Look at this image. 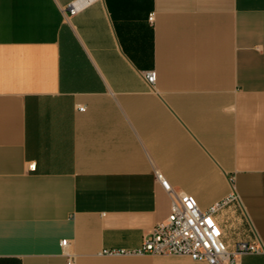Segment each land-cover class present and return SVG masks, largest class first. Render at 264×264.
<instances>
[{"label": "crops", "instance_id": "1", "mask_svg": "<svg viewBox=\"0 0 264 264\" xmlns=\"http://www.w3.org/2000/svg\"><path fill=\"white\" fill-rule=\"evenodd\" d=\"M157 172L264 264V0H0V264H208L108 253L168 217Z\"/></svg>", "mask_w": 264, "mask_h": 264}, {"label": "built area", "instance_id": "2", "mask_svg": "<svg viewBox=\"0 0 264 264\" xmlns=\"http://www.w3.org/2000/svg\"><path fill=\"white\" fill-rule=\"evenodd\" d=\"M69 11L75 14L78 7L71 4ZM153 19L154 15L151 14L149 20L153 21ZM145 78L149 83H154L156 72L148 71ZM80 110H84V107ZM31 167L34 168V165ZM156 178L164 190L171 195L168 217L153 226L139 247L112 250L108 253L188 256L193 260L206 261L208 264H238L239 255L261 250L257 244L243 241L236 243L234 250H230L224 242L222 229L214 214L224 207L230 198L215 202L208 209L203 210L195 196L174 190L162 173L157 172ZM66 243L67 240H62L63 245Z\"/></svg>", "mask_w": 264, "mask_h": 264}, {"label": "rangeland", "instance_id": "3", "mask_svg": "<svg viewBox=\"0 0 264 264\" xmlns=\"http://www.w3.org/2000/svg\"><path fill=\"white\" fill-rule=\"evenodd\" d=\"M226 231H227V232H226V235H224V239L227 238V237L233 236V231H232L231 228H230V229L227 228Z\"/></svg>", "mask_w": 264, "mask_h": 264}]
</instances>
